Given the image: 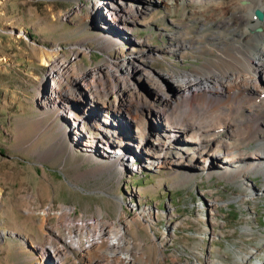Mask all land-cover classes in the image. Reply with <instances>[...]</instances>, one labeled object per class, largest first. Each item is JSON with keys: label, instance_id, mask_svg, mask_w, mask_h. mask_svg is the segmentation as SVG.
I'll return each mask as SVG.
<instances>
[{"label": "rangeland", "instance_id": "1", "mask_svg": "<svg viewBox=\"0 0 264 264\" xmlns=\"http://www.w3.org/2000/svg\"><path fill=\"white\" fill-rule=\"evenodd\" d=\"M94 2L145 3L0 0V264H89L78 250L62 263L51 256L49 237L57 243V229L66 235L59 227L64 219L58 216L65 207L72 208L76 224L99 219L102 212L113 229L129 228L131 243L146 245L141 249L151 264H239V257L246 255L250 257L244 264L264 263L262 175H248L246 187L229 182L220 174L229 162L215 158L206 170L197 169L192 180L179 185L176 166L146 168L152 162L143 146L158 136L162 121L146 118L141 138L123 108L111 112L88 98L67 104L57 100L58 108L39 100L51 83V68L42 61L45 52H58L59 63L68 68L64 74L71 76L125 61L123 54L133 49L155 54L142 60L149 71L191 72L207 66L218 50L213 45L191 48L181 58L169 50L176 38L205 37L212 42L216 35L234 38L243 27L221 24L232 18L219 14L216 0H179L169 9L161 1L152 2L131 28L124 23L113 26L106 10L94 16ZM253 33L264 34V28ZM100 37L115 39L118 45L106 48ZM249 43L260 48L264 38ZM227 136L225 131L215 134L217 139ZM181 144L175 138L162 161ZM98 157H118L119 165L99 169L100 163L91 159ZM117 198L124 201V210ZM211 201L217 206L213 219ZM162 242L164 257L158 247Z\"/></svg>", "mask_w": 264, "mask_h": 264}, {"label": "bare ground", "instance_id": "2", "mask_svg": "<svg viewBox=\"0 0 264 264\" xmlns=\"http://www.w3.org/2000/svg\"><path fill=\"white\" fill-rule=\"evenodd\" d=\"M142 1L145 3L139 7L124 2H94L90 9L94 16L100 10H106L113 26L124 23L131 28L132 24L144 18L152 2L161 1L168 8L179 0ZM216 1L219 14L230 15L232 18L229 23L221 21V24L243 27L242 31L234 38L216 35L212 42H208L205 37L191 40L176 38L169 49L182 58L188 49L204 50L213 45L218 50V56L213 57L211 62L208 60L207 66L191 72L155 73L142 64V60L152 59L155 54L143 50L137 54L136 49H133L123 54L125 61H110V64L98 65L97 70L90 69L71 76L70 73L64 74L68 68L59 63L58 52H45L42 61L51 68V83L46 86L48 93H42L39 100L46 106L58 108L57 100L67 104L88 98L111 112L123 108L141 138L146 118L152 116L162 121L158 136L143 146L144 154L152 162L146 168L176 166L174 174L180 178L177 180L179 185L192 180L193 172L197 169L206 170L207 163L215 158L229 162L221 166L223 169L220 170L221 178L229 182H239L246 187L243 181H246L248 175L264 177V46L257 48L253 45L255 43H249L264 38V34L253 33L264 28V18L260 20L255 16L256 12H260L264 17V0ZM108 33L114 35L110 28ZM100 40L107 44L106 48L118 45L115 39L109 37H100ZM64 82L66 86L62 85ZM153 92L155 98L149 96ZM223 131L228 133L226 140L222 137L217 139L215 134L220 135ZM175 138L185 144H181L163 162L164 149L170 147ZM188 148L192 151H187ZM91 159L100 163L99 169L113 170L119 165L118 157ZM244 197L247 198V195ZM117 199L120 208L124 210V201ZM215 203L210 202L209 215L212 219L213 212L217 211ZM71 210L65 207L58 213L64 219L59 227L64 229L66 235L57 229L58 242L55 243L49 237L52 258L62 263L72 250H78L88 258L89 264H151L146 252L141 249L146 245L140 244L141 248H137L131 243L128 238L129 228L113 229V224L102 218V212L99 219L82 220L76 224L71 219ZM139 216L141 219L147 217L145 214ZM148 219L151 220V217ZM165 238L163 236V240ZM153 245L157 247L156 242ZM158 247L164 257V242L159 243ZM41 249L44 250L43 247ZM248 257L240 256L239 264L247 263ZM210 263L215 262L210 260ZM254 264L264 263L257 261Z\"/></svg>", "mask_w": 264, "mask_h": 264}, {"label": "water", "instance_id": "3", "mask_svg": "<svg viewBox=\"0 0 264 264\" xmlns=\"http://www.w3.org/2000/svg\"><path fill=\"white\" fill-rule=\"evenodd\" d=\"M256 15L258 16V18H262V14L260 12H256Z\"/></svg>", "mask_w": 264, "mask_h": 264}]
</instances>
